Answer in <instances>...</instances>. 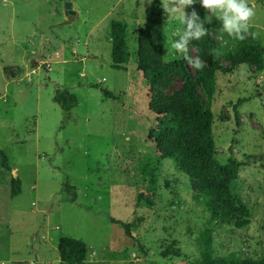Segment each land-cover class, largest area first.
Segmentation results:
<instances>
[{
  "label": "rangeland",
  "instance_id": "rangeland-1",
  "mask_svg": "<svg viewBox=\"0 0 264 264\" xmlns=\"http://www.w3.org/2000/svg\"><path fill=\"white\" fill-rule=\"evenodd\" d=\"M159 1L163 61L184 59L170 48L178 21L163 9L174 0ZM65 2L77 13L73 22ZM151 4L0 0V149L11 165L6 171L0 163V264H60L61 238L86 244L85 264H189L200 256L205 230L214 259H264V65H234L233 44L214 18L205 24L218 62L231 69L218 74L210 109L216 159L244 165L231 185L232 205L246 206L251 222L238 229L195 201L194 180L160 160L148 140L155 114L137 71L135 37ZM248 4L254 15L244 33L264 47V0ZM193 9L203 19L199 4L184 11ZM112 20L128 25L127 71L112 68ZM187 54L197 58L189 45ZM180 86L174 80L158 92L171 95ZM57 94L74 95L75 106L66 111ZM14 176L22 187L12 198ZM113 219L129 223L133 239ZM174 243L183 256L162 258Z\"/></svg>",
  "mask_w": 264,
  "mask_h": 264
},
{
  "label": "trees",
  "instance_id": "trees-1",
  "mask_svg": "<svg viewBox=\"0 0 264 264\" xmlns=\"http://www.w3.org/2000/svg\"><path fill=\"white\" fill-rule=\"evenodd\" d=\"M62 1V0H60ZM162 4L153 1L146 11L144 27L137 30V71L148 87L149 107L155 114L154 126L149 130L148 140L160 160L172 161L179 171L194 180V200L201 202L215 219L231 220L238 229L251 222L249 209L239 203L238 208L232 205L231 185L238 180L243 163L231 158L227 164H220L216 159V148L213 136L214 116L210 109L217 90L219 73L231 72L218 60L217 44L212 36V28L204 27L207 34L199 40H193L191 46L201 61V67L193 69L185 59L166 63L162 58L163 41L161 32ZM214 26L220 31V22ZM242 38L228 37L225 40L234 46L230 57L234 65H253L261 68L264 65V47L253 35L241 33ZM110 42L112 68L127 71L131 59L128 25L120 20L110 22ZM174 80L181 82L180 88L171 95H163L159 88H169ZM198 88L206 98L200 94ZM106 97H113L110 92ZM66 111L75 106L74 95L57 94ZM264 139V130L262 131ZM1 167L11 171V165L5 151L0 149ZM22 182L14 176L11 179L10 196L21 194ZM112 223L121 227L127 237L132 238L131 225L120 220ZM199 258L189 264H264V259L220 258L212 257L213 237L210 230L201 233ZM60 264H85L87 246L81 240L61 238L58 242ZM161 257L181 258L182 251L175 246L167 247Z\"/></svg>",
  "mask_w": 264,
  "mask_h": 264
},
{
  "label": "clouds",
  "instance_id": "clouds-1",
  "mask_svg": "<svg viewBox=\"0 0 264 264\" xmlns=\"http://www.w3.org/2000/svg\"><path fill=\"white\" fill-rule=\"evenodd\" d=\"M147 3L151 4L152 0H147ZM193 4H199L206 11L203 19L194 9L185 13L184 9ZM163 9L167 19L176 20L179 25L171 33L173 39H171L170 48L176 54L182 55L196 69L201 67V61L199 58L193 61L188 56V44L207 34V29L204 27L206 23H211L213 18L219 20L222 33L227 34L228 37L235 36L240 39L241 33L247 31L254 15L248 0H174V3Z\"/></svg>",
  "mask_w": 264,
  "mask_h": 264
},
{
  "label": "water",
  "instance_id": "water-1",
  "mask_svg": "<svg viewBox=\"0 0 264 264\" xmlns=\"http://www.w3.org/2000/svg\"><path fill=\"white\" fill-rule=\"evenodd\" d=\"M66 15L68 16V21L73 22L76 19L77 13L72 9L71 2H65Z\"/></svg>",
  "mask_w": 264,
  "mask_h": 264
}]
</instances>
